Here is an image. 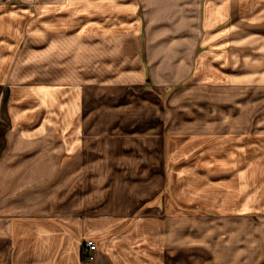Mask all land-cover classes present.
<instances>
[{
  "label": "crops",
  "instance_id": "crops-1",
  "mask_svg": "<svg viewBox=\"0 0 264 264\" xmlns=\"http://www.w3.org/2000/svg\"><path fill=\"white\" fill-rule=\"evenodd\" d=\"M238 1L0 0V10L9 12L0 25L10 26L0 33L1 66L22 36L12 21L21 12L34 19L27 43L47 51L27 59L29 45L19 55L33 79L0 82V97L9 91L0 98V264H92L81 255L88 240L97 245L93 264H179L184 221L159 216L168 206L170 148L164 125L152 121L166 116L163 101L223 104L221 115L208 109L209 120L181 127L182 141L223 132V152L207 168L223 172L224 183L232 170L242 177L248 164L231 136L246 130L241 101H254L248 89L264 87V70L248 80L246 72H227L214 58L198 56L202 9L211 28ZM189 26L196 32L185 34ZM35 28L46 34L34 35ZM43 40L46 46L36 45ZM124 41L133 47L122 49ZM24 58L30 63L22 65ZM229 201V193L214 198L222 208ZM216 219L207 218L209 232L220 227L218 241L207 232L198 241L215 262L229 251L231 264L232 247L221 248V239L248 231Z\"/></svg>",
  "mask_w": 264,
  "mask_h": 264
},
{
  "label": "rangeland",
  "instance_id": "rangeland-1",
  "mask_svg": "<svg viewBox=\"0 0 264 264\" xmlns=\"http://www.w3.org/2000/svg\"><path fill=\"white\" fill-rule=\"evenodd\" d=\"M204 3H206V0H203ZM204 12V9H202L199 24L198 56L200 60L201 58L204 60L208 57L214 58L215 62L221 63L219 69L222 67L227 72L235 74L246 72L248 76H251L248 80L253 79L258 72L264 70V0L238 1L231 9L229 17L211 28H207L204 24ZM7 14H9L8 11L0 10V17H8ZM7 19L5 18V20ZM12 21L17 23V26L16 24L14 25V29H20L22 36L18 41L13 40L8 50V58H5L2 66L0 64V82H5L4 84L6 85H9L14 80L13 77L19 75H25L29 77V80L33 79L31 67L29 69L28 67L20 68L18 63L19 55L30 45L28 44L29 42L27 43L26 37L34 21L33 16L32 14L21 12ZM46 27L47 25L45 24L44 28ZM170 29H172L171 26L168 28L169 32H171ZM185 29V34L191 35L196 32V29L191 28V26L185 27ZM9 30L10 26L0 25V33L3 31L10 33ZM33 34L45 35L46 31L35 28ZM46 44L47 41L44 42V40L36 43L40 47H44ZM128 46L130 48L133 47L131 43L128 45L125 42L122 45V49H128ZM46 52V50L44 53L38 52L30 45L25 55L27 59H37L38 56L44 55ZM44 60L46 61V59ZM25 63H30V60L24 58L22 65H25ZM24 68L26 73L24 71H22V74L16 72L18 69L21 71ZM253 84L255 83L249 85ZM263 88L260 91L261 89L250 87L248 89L249 99L254 101H241L244 105H242L241 110L247 115L246 130L242 134L239 132L232 134L231 144L235 149L242 152V158L247 162L248 167L247 170L242 171V177H239L240 171L232 170L230 181L227 183L220 179L223 172L220 173L217 169L208 170L207 168L212 157L220 156L223 152L226 140L223 132L219 131L215 138L208 139L207 136H204L205 138L192 136L183 142L184 133L187 131L181 130L184 125L192 128L191 121L194 118L197 122L198 119L209 120L210 117L207 116L209 115L208 109L210 111L215 110L216 114L221 115L223 113V104L215 106L211 105L209 101H163L166 116L160 122L156 119L152 121L153 125L157 123L164 125L163 130L170 148V153H168L170 163L166 164L165 169L168 176V185L163 191V198L168 206L165 207L159 216L165 218L164 223H169L171 220L174 221L176 216L178 218L181 216L183 218L182 221H184V250L179 252L180 254L177 256L179 264L229 263L227 260L229 251L223 250L225 256L215 262L212 260L211 254L203 249L204 245L202 244L204 243L198 241V238L206 232L210 233L211 241L216 238L218 241L217 236L220 230L218 224H216V227H218L216 232L208 231V227L211 226L212 222H209L207 218L213 215L217 216V222L223 221L224 223V221H227L229 224H227L226 228L228 229H247L248 231L246 234L238 230L235 233L232 231V239L228 237L221 239L223 242L220 244L221 248L232 247L231 264H264ZM256 92L258 93L255 94ZM8 93L7 88L1 90V101H4ZM239 105L235 101L232 102L233 114L239 113L237 110ZM239 144H241V147ZM243 173H245L244 176ZM225 193L227 195L229 193V203L223 208L217 203L214 204V198L217 199V197ZM251 198H253V201L244 206L245 201ZM170 204H173L177 210L175 211L174 207L173 210H170ZM196 218L201 219L200 226L190 223V221H195ZM174 233L173 237H175ZM189 236L196 239L189 242L194 245H190L187 242L191 240ZM85 242L82 243V248Z\"/></svg>",
  "mask_w": 264,
  "mask_h": 264
},
{
  "label": "built area",
  "instance_id": "built-area-1",
  "mask_svg": "<svg viewBox=\"0 0 264 264\" xmlns=\"http://www.w3.org/2000/svg\"><path fill=\"white\" fill-rule=\"evenodd\" d=\"M97 256V245L94 241H86L82 248V257L87 262H94Z\"/></svg>",
  "mask_w": 264,
  "mask_h": 264
}]
</instances>
